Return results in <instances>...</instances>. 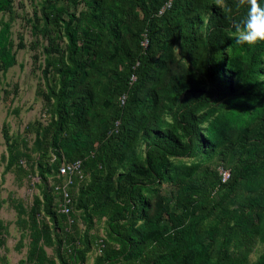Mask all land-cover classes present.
Segmentation results:
<instances>
[{"label": "trees", "instance_id": "1", "mask_svg": "<svg viewBox=\"0 0 264 264\" xmlns=\"http://www.w3.org/2000/svg\"><path fill=\"white\" fill-rule=\"evenodd\" d=\"M168 1L40 0L33 30L36 45L45 41L38 90L48 118L26 126L37 134L38 174L45 182L81 160L88 179L79 190L75 179L76 208L89 227L95 217L110 225L96 264H247L264 238V41L237 42L233 20L250 8L237 10L239 0ZM14 2L0 0V14ZM11 36L1 20L0 71L26 46ZM219 166L231 170L227 183ZM164 183L173 195L150 213L148 193ZM53 191L43 189L56 229L48 242L63 264H84L91 236L56 209ZM232 198L239 206L220 214Z\"/></svg>", "mask_w": 264, "mask_h": 264}, {"label": "rangeland", "instance_id": "2", "mask_svg": "<svg viewBox=\"0 0 264 264\" xmlns=\"http://www.w3.org/2000/svg\"><path fill=\"white\" fill-rule=\"evenodd\" d=\"M14 3L12 12L0 14V21L11 23V37L15 49L20 35L23 36L26 46L17 50L14 65L6 71H0V264H63L54 239L48 242V236L54 237L56 229L52 216L45 210V185L54 188V203L59 211L63 204V188L66 187L72 198L69 219H75L80 234L84 238L90 235L93 241L92 250L87 253L84 264H96L101 239H110V225L106 217H95L89 227L82 211L76 208V197L71 193L75 179H79L75 185V190H79L80 182L85 180L88 174H85L81 167L73 175V183H69L70 177L59 175L56 169L47 174L45 182L40 180L38 174V138L36 132H28L26 126L38 120L47 123L48 118L44 99L38 90L40 83L44 82L45 41L39 40L36 45L33 30L35 12L39 10L40 0H15ZM5 126L9 131V143L3 133ZM21 160L31 165V172H21L18 166ZM46 160L49 165H54L55 153L49 150ZM218 160L219 154L212 160L216 167ZM157 188V192L148 193L151 202L150 213L158 206L159 197L173 195L168 183ZM241 194H247L246 189H242ZM238 206V199L232 198L223 205L220 214L223 210ZM219 249V245L215 243L209 247L208 252L216 258L220 253ZM232 251L231 246L230 252ZM263 251L264 238L261 237L252 248L247 264L255 263ZM125 263V260H121V264Z\"/></svg>", "mask_w": 264, "mask_h": 264}, {"label": "clouds", "instance_id": "3", "mask_svg": "<svg viewBox=\"0 0 264 264\" xmlns=\"http://www.w3.org/2000/svg\"><path fill=\"white\" fill-rule=\"evenodd\" d=\"M245 4L250 5L246 18L233 20L232 27L236 30L238 43L253 46L264 41V8L260 6L258 0H239L237 10ZM216 5L223 8L222 0H216Z\"/></svg>", "mask_w": 264, "mask_h": 264}, {"label": "built area", "instance_id": "4", "mask_svg": "<svg viewBox=\"0 0 264 264\" xmlns=\"http://www.w3.org/2000/svg\"><path fill=\"white\" fill-rule=\"evenodd\" d=\"M171 0L166 4L170 6ZM145 46L147 45V40L145 41ZM82 167L81 160L73 161V162H63L59 167V175L70 177L69 183H73V175L76 174ZM219 176L221 179V183H227L231 178V170L225 166H220L218 168ZM64 196H63V204L61 205V212L70 215L72 210V198L70 197L68 191H66V187L63 188ZM73 222V219H70V223Z\"/></svg>", "mask_w": 264, "mask_h": 264}]
</instances>
